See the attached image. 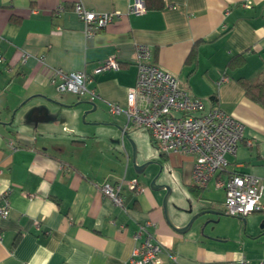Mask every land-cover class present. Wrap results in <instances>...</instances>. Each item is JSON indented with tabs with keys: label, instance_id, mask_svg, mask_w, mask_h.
Returning <instances> with one entry per match:
<instances>
[{
	"label": "crops",
	"instance_id": "crops-1",
	"mask_svg": "<svg viewBox=\"0 0 264 264\" xmlns=\"http://www.w3.org/2000/svg\"><path fill=\"white\" fill-rule=\"evenodd\" d=\"M77 1L122 16L87 37L73 10ZM135 2L144 12H127ZM137 44L148 45L151 60L206 108L219 105L242 122L243 137L218 176L259 177L264 203V108L239 80H256L264 69V0H0V196L6 192L10 206L0 217V264H132L133 233L146 222L181 264L264 260V209L245 217L223 213L224 189L213 180L195 186L190 156L160 152L153 168L135 170L144 164L137 128L125 135L135 146L134 163L133 147L122 140L126 117L110 114L107 104L126 106ZM110 55L119 68L94 72ZM54 69L86 71L99 98L56 91ZM154 177L169 186L175 226L205 209L218 213L177 232L162 207L167 189L150 187ZM122 178L138 183L122 189L123 207L99 190Z\"/></svg>",
	"mask_w": 264,
	"mask_h": 264
},
{
	"label": "built area",
	"instance_id": "built-area-1",
	"mask_svg": "<svg viewBox=\"0 0 264 264\" xmlns=\"http://www.w3.org/2000/svg\"><path fill=\"white\" fill-rule=\"evenodd\" d=\"M243 5L250 7L251 2ZM60 6L57 7V10ZM73 10L83 23L87 37L122 16L119 10L98 12L86 8L80 1L74 3ZM145 8L137 2L129 5L128 13H141ZM28 54L21 52L22 63ZM3 56L0 52V60ZM135 64L137 67L134 85L128 88L126 106L108 103V112L112 115L123 114L126 117L124 131L133 128H145L153 143L163 154H185L192 158L191 181L205 188L213 180L216 188H223L225 198L223 213L230 216L245 217L264 209L262 201L263 185L259 177L249 173L230 174L225 180L218 176L224 170L226 154L234 153L238 142L243 137V124L219 105L206 108L204 101L191 95L184 89L178 78L158 66L151 60L148 45H136ZM115 55L107 57L94 72L118 69ZM54 88L58 92H70L84 97L90 102L99 98L95 87H90L91 75L84 70L66 72L53 70ZM222 76L220 81L226 80ZM12 145V144H10ZM124 187L136 190V179L118 180L113 185L104 183L99 190L115 204L123 207L121 191ZM0 217H7L10 211L7 193L0 196ZM38 222H36V225ZM149 222L140 224L133 233L138 242L133 250L132 264H162L164 257L167 264H181L170 248L157 242L147 229ZM226 264H264V260L254 261L245 257L226 262Z\"/></svg>",
	"mask_w": 264,
	"mask_h": 264
},
{
	"label": "rangeland",
	"instance_id": "rangeland-1",
	"mask_svg": "<svg viewBox=\"0 0 264 264\" xmlns=\"http://www.w3.org/2000/svg\"><path fill=\"white\" fill-rule=\"evenodd\" d=\"M136 132L135 144L137 146V157L141 156L144 160L143 163H148L146 168H153L155 163L154 161H156L155 159L160 158V152L156 145L153 143L150 133L145 128H137ZM103 133H105V131H103ZM125 141L128 145H130V147H133V145L130 144L129 138L127 136H125Z\"/></svg>",
	"mask_w": 264,
	"mask_h": 264
},
{
	"label": "water",
	"instance_id": "water-1",
	"mask_svg": "<svg viewBox=\"0 0 264 264\" xmlns=\"http://www.w3.org/2000/svg\"><path fill=\"white\" fill-rule=\"evenodd\" d=\"M128 130L127 131H124L123 134H122V140L124 138V136L127 134ZM135 156H136V153H135V146H133V154H132V160L133 162L135 163ZM148 163H144V164H141V165H137V164H134V167H135V170L137 172H140L141 170H143V168L147 165ZM150 187L153 189V190H156L158 188H162V187H165L167 189V192L163 198V201H162V207L164 209V213H165V217H166V220L167 222L177 231V232H181V233H184L186 232L192 225V223L194 222V220L198 217H200L202 214H205V213H218L217 211L215 210H210V209H205V210H202V211H199L198 213H196L192 218L189 219V221L184 225V226H175V224L173 223V221L170 219L168 213H167V196L169 194V186L167 185H158L156 184V177H154L150 183ZM191 209L189 208L188 211H190ZM181 211H187L186 209H181Z\"/></svg>",
	"mask_w": 264,
	"mask_h": 264
},
{
	"label": "trees",
	"instance_id": "trees-1",
	"mask_svg": "<svg viewBox=\"0 0 264 264\" xmlns=\"http://www.w3.org/2000/svg\"><path fill=\"white\" fill-rule=\"evenodd\" d=\"M239 80L246 95L264 108V69L258 74L256 80L251 81L246 78ZM194 187H191V190H194Z\"/></svg>",
	"mask_w": 264,
	"mask_h": 264
},
{
	"label": "clouds",
	"instance_id": "clouds-1",
	"mask_svg": "<svg viewBox=\"0 0 264 264\" xmlns=\"http://www.w3.org/2000/svg\"><path fill=\"white\" fill-rule=\"evenodd\" d=\"M51 207H52L53 209H55V205H51Z\"/></svg>",
	"mask_w": 264,
	"mask_h": 264
}]
</instances>
